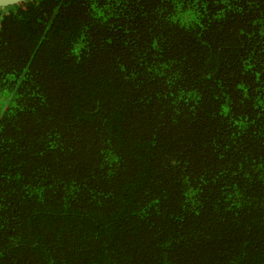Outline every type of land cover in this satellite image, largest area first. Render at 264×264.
I'll return each instance as SVG.
<instances>
[{"label": "trees", "instance_id": "trees-1", "mask_svg": "<svg viewBox=\"0 0 264 264\" xmlns=\"http://www.w3.org/2000/svg\"><path fill=\"white\" fill-rule=\"evenodd\" d=\"M0 264H264V0L0 7Z\"/></svg>", "mask_w": 264, "mask_h": 264}, {"label": "water", "instance_id": "water-1", "mask_svg": "<svg viewBox=\"0 0 264 264\" xmlns=\"http://www.w3.org/2000/svg\"><path fill=\"white\" fill-rule=\"evenodd\" d=\"M23 1L24 0H0V7L6 8V7L14 6Z\"/></svg>", "mask_w": 264, "mask_h": 264}]
</instances>
